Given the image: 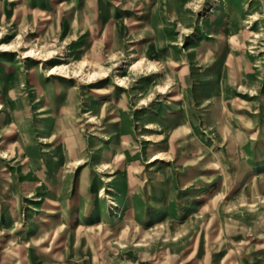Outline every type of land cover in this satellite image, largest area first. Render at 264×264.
<instances>
[{
	"label": "rangeland",
	"instance_id": "1",
	"mask_svg": "<svg viewBox=\"0 0 264 264\" xmlns=\"http://www.w3.org/2000/svg\"><path fill=\"white\" fill-rule=\"evenodd\" d=\"M0 264H264V0H0Z\"/></svg>",
	"mask_w": 264,
	"mask_h": 264
},
{
	"label": "bare ground",
	"instance_id": "2",
	"mask_svg": "<svg viewBox=\"0 0 264 264\" xmlns=\"http://www.w3.org/2000/svg\"><path fill=\"white\" fill-rule=\"evenodd\" d=\"M11 48H12V47H10V46H7V47H6L7 50H9V49H11ZM28 56H31V54H29ZM52 68H53V69H52L50 75H52V74H56L57 71H58L59 69H63L62 66H54V67H52ZM102 76L107 77V76H108V73H107L106 71H103V72H97V71H94V72H91V73L89 74V78L92 80V82H97V81H99V78L102 77ZM121 80H123V79H121ZM121 199H122V196H121L120 200H121ZM114 205L118 207V206H121L122 204H121V202L116 201Z\"/></svg>",
	"mask_w": 264,
	"mask_h": 264
}]
</instances>
